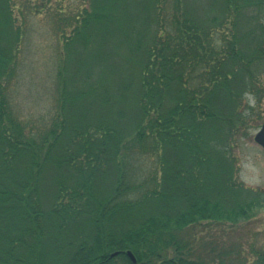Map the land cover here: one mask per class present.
I'll use <instances>...</instances> for the list:
<instances>
[{
    "label": "trees",
    "instance_id": "obj_1",
    "mask_svg": "<svg viewBox=\"0 0 264 264\" xmlns=\"http://www.w3.org/2000/svg\"><path fill=\"white\" fill-rule=\"evenodd\" d=\"M18 1L0 0V264H264L240 230L196 234L264 213L233 151L264 49L259 35L246 52L216 31L243 10L249 29L264 0H81L61 34L54 113L36 130L10 88L17 13L46 3Z\"/></svg>",
    "mask_w": 264,
    "mask_h": 264
},
{
    "label": "rangeland",
    "instance_id": "obj_2",
    "mask_svg": "<svg viewBox=\"0 0 264 264\" xmlns=\"http://www.w3.org/2000/svg\"><path fill=\"white\" fill-rule=\"evenodd\" d=\"M31 1L40 3V0ZM44 1L46 6L38 13L33 14L25 9V16H22L17 11L18 22L23 23L26 33L19 53L20 63L17 77L10 88L11 103L20 119L25 123L26 128L32 130L39 128L54 113L56 100L55 71L61 51V34L70 31L73 19L71 20L66 16L74 15L81 4V0ZM18 2L23 5L24 0ZM204 2L208 11L216 10L217 5L211 0H195L194 5L196 8L200 6L197 8L200 9ZM215 2L217 3V0ZM220 3L221 0L217 4ZM53 12H61V16L66 18L56 23ZM255 13L259 15L256 23H250V28L254 26L250 34H247L250 28L247 27L248 14L244 10L234 26L232 20L228 19L227 22L218 25L216 31L225 39L231 38L232 32L239 34L243 38H239L241 40L240 47L246 52L251 51L254 44L256 46L257 40L255 41L254 38L259 39L255 36L259 35L264 49V9L260 13L256 11ZM220 36L218 35V37ZM228 60L230 66L233 61L226 59V63ZM252 67L258 76L257 84L252 87L253 93L244 92L241 95L245 104L247 103L249 106L247 113L251 109L254 110L253 114L249 116L251 126L248 128V135L242 139V142L238 143L233 151L238 160V178L246 185L264 189V148L253 140L255 132L264 120V58L261 61L253 62ZM219 105L222 104L219 103ZM233 228L237 231H233L236 232L234 234L240 230L239 232L252 244L257 247H264V213L231 228L226 225H207V223L202 222L196 227V234L199 236L208 232L218 233L222 229L226 231Z\"/></svg>",
    "mask_w": 264,
    "mask_h": 264
},
{
    "label": "water",
    "instance_id": "obj_3",
    "mask_svg": "<svg viewBox=\"0 0 264 264\" xmlns=\"http://www.w3.org/2000/svg\"><path fill=\"white\" fill-rule=\"evenodd\" d=\"M253 140L262 148H264V121L261 123L259 129L255 132ZM117 253L118 251H114L111 253V255H116ZM125 253L132 262H136V258L130 250H126Z\"/></svg>",
    "mask_w": 264,
    "mask_h": 264
}]
</instances>
